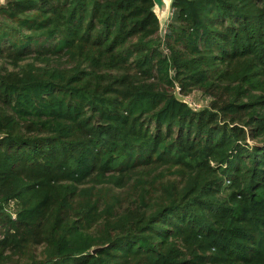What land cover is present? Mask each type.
Listing matches in <instances>:
<instances>
[{
	"label": "trees",
	"instance_id": "trees-1",
	"mask_svg": "<svg viewBox=\"0 0 264 264\" xmlns=\"http://www.w3.org/2000/svg\"><path fill=\"white\" fill-rule=\"evenodd\" d=\"M152 7L0 0V264H264V0Z\"/></svg>",
	"mask_w": 264,
	"mask_h": 264
},
{
	"label": "water",
	"instance_id": "water-1",
	"mask_svg": "<svg viewBox=\"0 0 264 264\" xmlns=\"http://www.w3.org/2000/svg\"><path fill=\"white\" fill-rule=\"evenodd\" d=\"M152 2H153L152 10L158 19L159 29L161 30L167 23L168 19L170 18L172 0H152ZM174 96L176 100L186 103L191 107H193L189 99L186 96H183L179 93V88H176L174 90ZM3 136L4 134H0V138H2ZM99 248L100 247L92 248L91 253H95Z\"/></svg>",
	"mask_w": 264,
	"mask_h": 264
},
{
	"label": "rangeland",
	"instance_id": "rangeland-1",
	"mask_svg": "<svg viewBox=\"0 0 264 264\" xmlns=\"http://www.w3.org/2000/svg\"><path fill=\"white\" fill-rule=\"evenodd\" d=\"M165 26L159 30V35L163 34ZM176 89V88H175ZM187 97V96H186ZM193 107H202L205 106L208 102V98L204 96L199 90H193V92L187 97Z\"/></svg>",
	"mask_w": 264,
	"mask_h": 264
},
{
	"label": "built area",
	"instance_id": "built-area-1",
	"mask_svg": "<svg viewBox=\"0 0 264 264\" xmlns=\"http://www.w3.org/2000/svg\"><path fill=\"white\" fill-rule=\"evenodd\" d=\"M14 215H15V214H14V213H12V217H14Z\"/></svg>",
	"mask_w": 264,
	"mask_h": 264
}]
</instances>
